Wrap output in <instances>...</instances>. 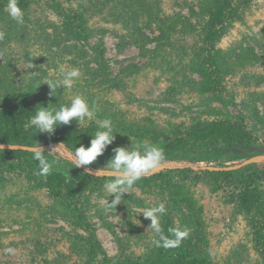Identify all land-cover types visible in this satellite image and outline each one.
<instances>
[{"label": "rangeland", "instance_id": "obj_1", "mask_svg": "<svg viewBox=\"0 0 264 264\" xmlns=\"http://www.w3.org/2000/svg\"><path fill=\"white\" fill-rule=\"evenodd\" d=\"M7 3L0 0V132L18 123L63 142L40 144L56 161L44 177L33 158L39 144L0 139V154L20 151L0 156V264H98L101 251L111 264H264V159H256L264 156V0H18L23 25ZM61 68L81 75L52 96L44 83ZM77 95L91 118L51 136L31 125L40 105L59 108ZM104 119L113 144L76 168V147L90 146ZM174 140L183 146L168 147ZM143 145L162 148L164 160L107 207L111 174L85 169L104 167L118 146ZM249 158L235 169L203 168ZM160 203L165 235L189 230L179 247L152 242L141 214Z\"/></svg>", "mask_w": 264, "mask_h": 264}, {"label": "clouds", "instance_id": "obj_2", "mask_svg": "<svg viewBox=\"0 0 264 264\" xmlns=\"http://www.w3.org/2000/svg\"><path fill=\"white\" fill-rule=\"evenodd\" d=\"M6 7L10 18L17 24L23 25L25 22L24 13L19 7L18 0H8ZM4 35L3 32H0V40H3ZM80 75L78 69L65 71L61 68L59 77L56 80H46L44 84L49 86L51 89L50 95L54 96L53 93L56 89L71 88ZM93 115V110L87 99L77 95L69 105H61L59 108L40 105L39 108L35 109V115L31 118L30 123L38 130L39 134L47 133L51 136L58 126L68 125L74 120L80 125L86 118H91ZM98 129L90 140V146L81 145L76 147L74 159L72 160L76 164V168L92 165L105 152L107 147L113 144L116 138L114 132L116 131L112 121L110 119L101 120ZM11 147L14 148L12 145ZM60 147L61 144L53 149ZM141 147L142 151L140 148L129 149V147L118 146L112 150L114 155L104 167L95 170L85 169L86 173L93 176L105 169L111 174L112 179L103 185L104 190L110 197H114L111 203H109V200L107 201V207L116 208L121 203L124 194H130L133 186L145 176L150 175L164 160L162 148L153 145H143ZM44 153V149L39 144V147L33 150V158L38 161V175L47 177L51 174L56 161L50 163ZM166 214L165 205L160 203L153 207L144 208L141 215L151 221L150 227L155 233L152 242L155 246L179 247L182 240L188 236L189 230L187 228L183 230L175 229L172 233L175 239H170L168 235H165L161 224V220Z\"/></svg>", "mask_w": 264, "mask_h": 264}, {"label": "trees", "instance_id": "obj_3", "mask_svg": "<svg viewBox=\"0 0 264 264\" xmlns=\"http://www.w3.org/2000/svg\"><path fill=\"white\" fill-rule=\"evenodd\" d=\"M89 2H94L95 0H87ZM105 1V0H104ZM116 1V0H115ZM123 1H129V0H123ZM68 15V14H67ZM67 22L69 19H66ZM74 20H71L70 22L72 23ZM77 29L76 32L78 34H82L83 31L82 29ZM0 120H2L0 118ZM15 120V119H14ZM4 122V121H1ZM1 126V124H0ZM9 128L6 130V133H1L0 132V139H2V142L4 143H9V144H26V145H38V144H42L45 143L49 140H57L58 142H63V139L60 137H34L32 135H28L27 133H25L24 129L22 127L18 126L17 124H9ZM205 146L210 147L211 143H203ZM168 147H180L183 146V143L181 142V140H174L171 141L170 143H168L167 145ZM20 151H4L2 154H0L1 157H10L12 155H14L15 153H19ZM30 152L28 151H24L22 152V154H28ZM234 172V170L231 171H216V174H220V175H228V174H232ZM149 177H144L143 179H148ZM101 256H102V260L98 263V264H111L109 262V259L107 257V255L105 254V252L101 251ZM164 256L163 251L159 252V256L158 259H162ZM184 259V258H181ZM150 264H167L165 261L160 262V261H155L153 263ZM175 264H189L187 261L185 260H178Z\"/></svg>", "mask_w": 264, "mask_h": 264}, {"label": "water", "instance_id": "obj_4", "mask_svg": "<svg viewBox=\"0 0 264 264\" xmlns=\"http://www.w3.org/2000/svg\"><path fill=\"white\" fill-rule=\"evenodd\" d=\"M8 146H11L12 144H7ZM6 145L5 144H0V147H5ZM14 147H19V148H29V147H22V146H16V145H12ZM253 159L255 158H249V159H246L245 161H243L242 163L238 164V165H233V166H225V167H211V166H205L203 167L204 169H216V170H230V169H235V168H238L242 165H245L249 162H251ZM257 160L259 159H264V156L263 155H260L258 157H256Z\"/></svg>", "mask_w": 264, "mask_h": 264}]
</instances>
